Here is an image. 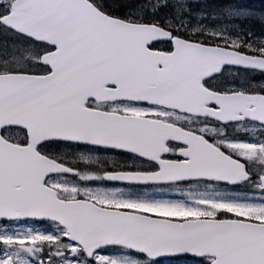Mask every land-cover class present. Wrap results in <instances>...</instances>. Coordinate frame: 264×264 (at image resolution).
Here are the masks:
<instances>
[{
  "label": "snow or ice",
  "instance_id": "6c2138e0",
  "mask_svg": "<svg viewBox=\"0 0 264 264\" xmlns=\"http://www.w3.org/2000/svg\"><path fill=\"white\" fill-rule=\"evenodd\" d=\"M0 264H264V0H0Z\"/></svg>",
  "mask_w": 264,
  "mask_h": 264
},
{
  "label": "bare ground",
  "instance_id": "6f19581e",
  "mask_svg": "<svg viewBox=\"0 0 264 264\" xmlns=\"http://www.w3.org/2000/svg\"><path fill=\"white\" fill-rule=\"evenodd\" d=\"M251 3H259L260 4V0H249Z\"/></svg>",
  "mask_w": 264,
  "mask_h": 264
},
{
  "label": "rangeland",
  "instance_id": "374dc122",
  "mask_svg": "<svg viewBox=\"0 0 264 264\" xmlns=\"http://www.w3.org/2000/svg\"><path fill=\"white\" fill-rule=\"evenodd\" d=\"M244 2L251 3L249 0H244ZM253 4H255L256 6L260 5L259 3H253Z\"/></svg>",
  "mask_w": 264,
  "mask_h": 264
}]
</instances>
